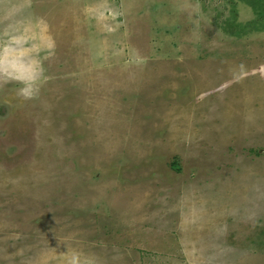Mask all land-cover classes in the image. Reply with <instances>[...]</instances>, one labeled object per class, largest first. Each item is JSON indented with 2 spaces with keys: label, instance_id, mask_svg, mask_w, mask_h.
Segmentation results:
<instances>
[{
  "label": "rangeland",
  "instance_id": "rangeland-1",
  "mask_svg": "<svg viewBox=\"0 0 264 264\" xmlns=\"http://www.w3.org/2000/svg\"><path fill=\"white\" fill-rule=\"evenodd\" d=\"M0 264H264V0H0Z\"/></svg>",
  "mask_w": 264,
  "mask_h": 264
},
{
  "label": "trees",
  "instance_id": "trees-1",
  "mask_svg": "<svg viewBox=\"0 0 264 264\" xmlns=\"http://www.w3.org/2000/svg\"><path fill=\"white\" fill-rule=\"evenodd\" d=\"M243 3H244V0H243ZM245 4H246V5H248L249 3H248V2H246Z\"/></svg>",
  "mask_w": 264,
  "mask_h": 264
}]
</instances>
